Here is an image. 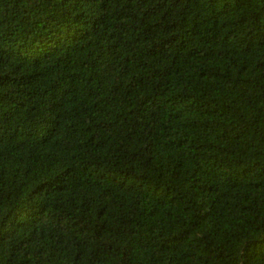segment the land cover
Returning a JSON list of instances; mask_svg holds the SVG:
<instances>
[{"label": "trees", "instance_id": "trees-1", "mask_svg": "<svg viewBox=\"0 0 264 264\" xmlns=\"http://www.w3.org/2000/svg\"><path fill=\"white\" fill-rule=\"evenodd\" d=\"M0 264H264V0H0Z\"/></svg>", "mask_w": 264, "mask_h": 264}]
</instances>
